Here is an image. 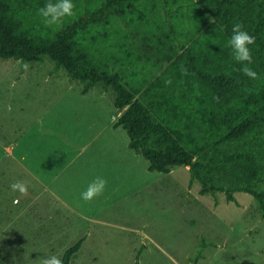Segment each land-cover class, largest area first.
Masks as SVG:
<instances>
[{
	"label": "rangeland",
	"instance_id": "374dc122",
	"mask_svg": "<svg viewBox=\"0 0 264 264\" xmlns=\"http://www.w3.org/2000/svg\"><path fill=\"white\" fill-rule=\"evenodd\" d=\"M83 88L48 57H0V264L62 258L81 239L71 264H134L138 253L140 264H191L204 240L194 264H264L252 194L236 192V204L219 193L216 202L190 186L188 166L149 170L114 126V92ZM97 176L107 187L86 203L81 193ZM16 181L27 196L12 191Z\"/></svg>",
	"mask_w": 264,
	"mask_h": 264
},
{
	"label": "trees",
	"instance_id": "16d2710c",
	"mask_svg": "<svg viewBox=\"0 0 264 264\" xmlns=\"http://www.w3.org/2000/svg\"><path fill=\"white\" fill-rule=\"evenodd\" d=\"M46 2L0 0L1 58L48 57L83 92L112 90L121 112L114 126L149 170L188 166L201 194L238 204L236 192H248L264 218V0H73L75 15L58 28L37 14ZM236 22L255 37L257 80L227 46ZM82 242L65 250L63 264Z\"/></svg>",
	"mask_w": 264,
	"mask_h": 264
},
{
	"label": "clouds",
	"instance_id": "9594fccd",
	"mask_svg": "<svg viewBox=\"0 0 264 264\" xmlns=\"http://www.w3.org/2000/svg\"><path fill=\"white\" fill-rule=\"evenodd\" d=\"M75 4L73 0H47V2L37 10L46 27H61L64 21L75 15ZM232 35L227 41V46L231 49L233 59L241 65L240 71L250 80L259 79V74L250 65L253 63L252 45L255 44V37L251 35L241 22H236L232 26ZM25 64L24 68L27 69ZM181 71L185 75L187 69L181 66ZM166 84L172 81L166 80ZM10 110V106H9ZM107 180L101 176L94 178L81 193V198L86 203L92 202L97 197L103 195ZM13 192H19L21 196L28 195V185L24 181H16L11 184ZM38 264H63L62 259L55 254L41 255L38 257Z\"/></svg>",
	"mask_w": 264,
	"mask_h": 264
},
{
	"label": "crops",
	"instance_id": "0c3cea01",
	"mask_svg": "<svg viewBox=\"0 0 264 264\" xmlns=\"http://www.w3.org/2000/svg\"><path fill=\"white\" fill-rule=\"evenodd\" d=\"M117 112H118V115H120L121 112H120V111H117ZM115 116H116V115H115Z\"/></svg>",
	"mask_w": 264,
	"mask_h": 264
}]
</instances>
